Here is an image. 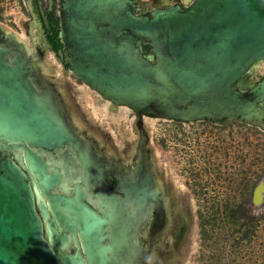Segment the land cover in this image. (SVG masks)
Masks as SVG:
<instances>
[{
	"label": "water",
	"instance_id": "water-1",
	"mask_svg": "<svg viewBox=\"0 0 264 264\" xmlns=\"http://www.w3.org/2000/svg\"><path fill=\"white\" fill-rule=\"evenodd\" d=\"M131 8L132 0H62L61 40L77 79L137 114L264 131L255 71L264 62V0H197L150 17ZM25 65L9 69L0 51V264H158L139 238L160 206L153 172L128 174L122 195L106 189L110 167L24 77ZM263 194L261 183L255 204Z\"/></svg>",
	"mask_w": 264,
	"mask_h": 264
},
{
	"label": "flooded vegetation",
	"instance_id": "flooded-vegetation-1",
	"mask_svg": "<svg viewBox=\"0 0 264 264\" xmlns=\"http://www.w3.org/2000/svg\"><path fill=\"white\" fill-rule=\"evenodd\" d=\"M132 1L134 14L150 17L159 10H188L197 0ZM61 3L62 0L0 2V51H3V59L11 70L16 68L17 61H24L26 65L20 67L24 77L41 95L50 94L69 125L88 138L98 163L110 167L103 176L106 189L122 195L118 192L119 182L128 174L135 177L153 172L156 182L161 185L160 206L153 209L148 222L140 230V242L146 250L149 249L148 258L157 259L158 264H184L189 250L188 241L193 237V214L188 199L178 193L171 179H163V174L155 166L146 124L161 119L113 105L70 71L61 40ZM149 54L150 48L144 46V55ZM263 63L255 69L257 73ZM261 70L263 75L258 73L256 81L264 79V68ZM101 112L106 113V117ZM129 118L133 121L128 126L125 124ZM209 122L225 125L231 121L216 119ZM175 200L181 202L176 215L173 210ZM169 237L171 243L167 239ZM156 250H159L158 257Z\"/></svg>",
	"mask_w": 264,
	"mask_h": 264
},
{
	"label": "rangeland",
	"instance_id": "rangeland-1",
	"mask_svg": "<svg viewBox=\"0 0 264 264\" xmlns=\"http://www.w3.org/2000/svg\"><path fill=\"white\" fill-rule=\"evenodd\" d=\"M146 127L157 170L188 199L193 214L184 264H264V194L254 202L264 184V131L239 122L154 120ZM79 193L76 186L72 199ZM175 201L174 215L181 204Z\"/></svg>",
	"mask_w": 264,
	"mask_h": 264
},
{
	"label": "bare ground",
	"instance_id": "bare-ground-1",
	"mask_svg": "<svg viewBox=\"0 0 264 264\" xmlns=\"http://www.w3.org/2000/svg\"><path fill=\"white\" fill-rule=\"evenodd\" d=\"M102 114V113H101Z\"/></svg>",
	"mask_w": 264,
	"mask_h": 264
}]
</instances>
